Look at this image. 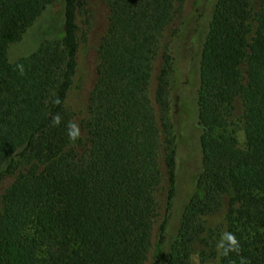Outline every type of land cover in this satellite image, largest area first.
Wrapping results in <instances>:
<instances>
[{
    "label": "trees",
    "instance_id": "1",
    "mask_svg": "<svg viewBox=\"0 0 264 264\" xmlns=\"http://www.w3.org/2000/svg\"><path fill=\"white\" fill-rule=\"evenodd\" d=\"M104 1L109 28L85 120L89 146L80 154L81 139L68 135L66 100L86 0H61L54 28L60 38L15 61L4 36L21 41L58 0H0V175L27 165L0 199V264H145L162 183V133L169 187L152 264H192L196 246H210L205 217L225 198L219 264H264V0L256 13L253 0H198L162 50L185 0ZM194 56V98L177 101L176 78L189 74ZM158 58L161 126L150 98ZM186 110L190 117L181 116ZM182 129L197 136L201 171L176 223Z\"/></svg>",
    "mask_w": 264,
    "mask_h": 264
},
{
    "label": "rangeland",
    "instance_id": "2",
    "mask_svg": "<svg viewBox=\"0 0 264 264\" xmlns=\"http://www.w3.org/2000/svg\"><path fill=\"white\" fill-rule=\"evenodd\" d=\"M198 0H185L182 9L177 13L176 18L165 30L160 47L161 50L168 43L173 28L180 25L184 18L187 17L195 8ZM61 0L50 8L40 19H38L23 35V39L19 42H10L7 35L4 36L9 48L11 60L15 61L22 56L29 54L45 39L60 38L59 30L56 27L55 19L61 10ZM259 7L258 0H253V10L256 13ZM109 8L104 0H86V6L79 16V37L80 46L78 52V67L73 78L72 87L68 93L66 107L71 114L73 124L77 125L79 130L80 144L77 146V152L82 153L88 148L87 133L85 130V120L88 116V105L91 91L97 80V65L99 61L98 49L109 28ZM255 29V22H252V30ZM161 65V59L158 58L154 65L153 76L150 85V98L154 107L158 125L161 126L160 110L156 102V84L157 75ZM244 76L246 78L243 67ZM186 84V88L181 89L180 85ZM196 77V57L192 59L189 74L185 72L179 73L174 84V98L178 101L180 96L186 100L194 98ZM181 89V90H180ZM178 107V114L179 110ZM243 103L240 98L234 102V119L236 120V133L241 147L245 146V138L243 131ZM182 112V111H181ZM187 110L181 116L185 118L191 116L186 114ZM182 129L179 133L178 144L183 148L181 153L192 152L191 162L184 163L183 155L178 163V190L176 196V223L181 210L187 203L189 197L196 191L197 177L201 171V165L198 154L197 136L193 133L188 138ZM183 133V134H182ZM162 146L160 151V169L162 172V183L157 191V217L155 219L152 232V248L149 252L145 264H152L153 258L158 251V235L161 223L164 220L167 206L168 192V176L165 166V156L167 153V145L165 142V134L162 133ZM188 148L190 150H188ZM27 168L25 163L19 164L15 169H4L0 175V199L5 191L12 185L17 176ZM228 211V199L225 198L221 209L211 215L205 217V225L208 229V241L210 246H196L192 255V264H219V246L221 237L225 234L226 214Z\"/></svg>",
    "mask_w": 264,
    "mask_h": 264
},
{
    "label": "clouds",
    "instance_id": "3",
    "mask_svg": "<svg viewBox=\"0 0 264 264\" xmlns=\"http://www.w3.org/2000/svg\"><path fill=\"white\" fill-rule=\"evenodd\" d=\"M60 123V117L59 115L53 117V124L54 125H59ZM69 132L68 135L71 139H75L78 135H79V130L77 125L75 124H69ZM233 243H235V241H233Z\"/></svg>",
    "mask_w": 264,
    "mask_h": 264
}]
</instances>
